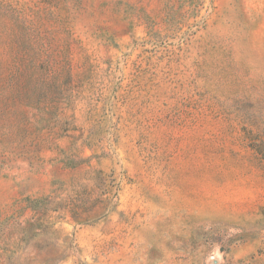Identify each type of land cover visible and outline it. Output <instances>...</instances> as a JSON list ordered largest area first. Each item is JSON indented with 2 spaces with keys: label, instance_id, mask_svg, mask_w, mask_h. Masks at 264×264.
I'll return each instance as SVG.
<instances>
[{
  "label": "rangeland",
  "instance_id": "rangeland-1",
  "mask_svg": "<svg viewBox=\"0 0 264 264\" xmlns=\"http://www.w3.org/2000/svg\"><path fill=\"white\" fill-rule=\"evenodd\" d=\"M0 264H264V0H0Z\"/></svg>",
  "mask_w": 264,
  "mask_h": 264
}]
</instances>
